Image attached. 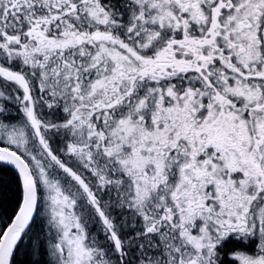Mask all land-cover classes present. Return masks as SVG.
<instances>
[{"label":"snow or ice","instance_id":"6c2138e0","mask_svg":"<svg viewBox=\"0 0 264 264\" xmlns=\"http://www.w3.org/2000/svg\"><path fill=\"white\" fill-rule=\"evenodd\" d=\"M0 264H264V0H0Z\"/></svg>","mask_w":264,"mask_h":264}]
</instances>
